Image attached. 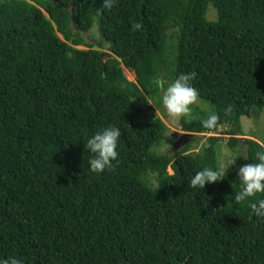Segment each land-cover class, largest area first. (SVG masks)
Here are the masks:
<instances>
[{
	"label": "trees",
	"instance_id": "1",
	"mask_svg": "<svg viewBox=\"0 0 264 264\" xmlns=\"http://www.w3.org/2000/svg\"><path fill=\"white\" fill-rule=\"evenodd\" d=\"M102 3L0 0V261L264 264V218L249 207L264 193L235 202L239 168L264 152L238 138L242 117L264 109V0ZM92 29L96 43L85 39ZM193 71L218 126H202L210 113L181 117L188 142L159 151L168 126L144 108L161 105L160 79ZM109 125L121 132L119 156L95 173L85 145ZM217 131L240 160L222 180L190 187L219 167L221 134L193 150Z\"/></svg>",
	"mask_w": 264,
	"mask_h": 264
},
{
	"label": "clouds",
	"instance_id": "2",
	"mask_svg": "<svg viewBox=\"0 0 264 264\" xmlns=\"http://www.w3.org/2000/svg\"><path fill=\"white\" fill-rule=\"evenodd\" d=\"M115 0H103L102 7L111 9ZM142 25L137 22L132 23V30L138 31ZM106 74H101L105 78ZM197 77L195 71L188 74H181L171 83L162 95V105L169 117L179 119L191 114V105L197 103L199 99L198 90L192 86L191 81ZM232 111L231 107L225 109V114ZM220 117L216 113H210L208 117L201 121L202 126L213 129L218 126ZM121 132L118 127L109 125L102 132H97L91 137L85 147L94 154L89 160L92 172L101 173L106 168L112 170V161H117L119 153L117 151L118 140ZM223 152L228 155L227 164H221L217 169L206 167L198 171L190 180V187L203 189L206 183H215L225 177L229 168L236 163L237 157L230 155V150L225 146ZM258 163H249L239 168L237 173L240 181V190L235 193V202L240 203L254 197L257 193H264V152L256 153ZM246 160V158H244ZM252 213L260 218H264V199L249 205ZM0 264H23L20 259L15 257L4 259Z\"/></svg>",
	"mask_w": 264,
	"mask_h": 264
},
{
	"label": "rangeland",
	"instance_id": "3",
	"mask_svg": "<svg viewBox=\"0 0 264 264\" xmlns=\"http://www.w3.org/2000/svg\"><path fill=\"white\" fill-rule=\"evenodd\" d=\"M206 18L208 20L217 19V11L214 7L212 6L208 7L207 12H206ZM84 35H85V39H87V41H89L90 43H96V40H93V38L99 39L96 29H92L88 34H84ZM102 50H105V49L103 48ZM124 73L129 80L134 81L135 78H134V73L132 71H128L127 69H124ZM160 83L162 84V88H161V91L158 93V96L163 95V91L169 86L168 81L166 80L164 81L163 79L162 80L160 79ZM148 104L150 105L151 108L145 107L144 109L146 110V112L154 113L156 116L161 117L166 123V125L168 126L165 139L162 143V146L159 148V151L164 152L168 150L169 148H171L172 144H174L178 138H180L183 134H186L187 132H184L181 130V127H180L181 118L175 119V118L169 117L162 103L160 106H157L154 100L148 99ZM210 112H211L210 105L199 97L197 103L191 105V114L188 116H184V117L190 120V119L202 117L204 115L209 114ZM241 123H242L243 134L242 136H238L239 139L242 140L246 138H250V139L252 138V139L259 141L260 143H264V109L261 113L253 112L249 118L242 117ZM220 134L223 137V141H221V143H219L217 147L219 166L221 164L226 165L227 160L229 158L228 155H226L223 152V149L225 146L230 150V155L232 157H237L236 159V163H237L240 160L238 149H236V147L235 148L228 147L227 138L229 136L223 135L221 131H217L215 133H206V134L201 135L200 141L194 144L195 146L193 150L194 151L200 150L203 144L205 142H208L207 138L209 136L211 135L220 136ZM188 140L189 138L182 139L180 141L181 144H179V147L184 145L186 142H188ZM151 183H155L154 178L151 179Z\"/></svg>",
	"mask_w": 264,
	"mask_h": 264
},
{
	"label": "water",
	"instance_id": "4",
	"mask_svg": "<svg viewBox=\"0 0 264 264\" xmlns=\"http://www.w3.org/2000/svg\"><path fill=\"white\" fill-rule=\"evenodd\" d=\"M192 135V133H186V134H183L180 138H178L177 139V141L172 145L173 146V148H178L179 147V144H181L180 143V141L182 140V139H188L190 136ZM186 137V138H185Z\"/></svg>",
	"mask_w": 264,
	"mask_h": 264
}]
</instances>
